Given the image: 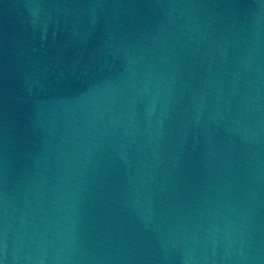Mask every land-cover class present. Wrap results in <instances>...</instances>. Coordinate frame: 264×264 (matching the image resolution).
<instances>
[{"label": "water", "instance_id": "95a60500", "mask_svg": "<svg viewBox=\"0 0 264 264\" xmlns=\"http://www.w3.org/2000/svg\"><path fill=\"white\" fill-rule=\"evenodd\" d=\"M0 264H264V0H0Z\"/></svg>", "mask_w": 264, "mask_h": 264}]
</instances>
